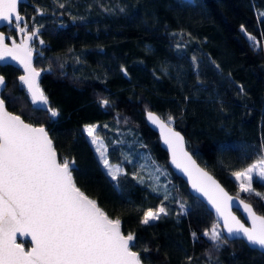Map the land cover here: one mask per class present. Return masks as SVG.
<instances>
[{"label": "trees", "instance_id": "trees-1", "mask_svg": "<svg viewBox=\"0 0 264 264\" xmlns=\"http://www.w3.org/2000/svg\"><path fill=\"white\" fill-rule=\"evenodd\" d=\"M20 13L45 42L34 57L40 86L58 115L35 108L0 68L6 106L44 125L74 184L124 234L144 264H264L242 240L214 244L212 213L168 165L145 122L155 111L231 194L264 216V180L243 192L233 173L264 159V0H27ZM40 10V14L37 13ZM3 31L15 36L14 29ZM107 101L106 106H102ZM171 117V120H169ZM94 125L93 136L86 126ZM92 138L117 179L105 171ZM167 215L142 224L144 213ZM25 248L28 242L19 241Z\"/></svg>", "mask_w": 264, "mask_h": 264}, {"label": "snow or ice", "instance_id": "snow-or-ice-1", "mask_svg": "<svg viewBox=\"0 0 264 264\" xmlns=\"http://www.w3.org/2000/svg\"><path fill=\"white\" fill-rule=\"evenodd\" d=\"M18 3L19 0H0V22L24 33L21 44L13 40L11 47L5 43L11 38L0 33V60L11 57L23 65L25 75L19 80L27 86L32 103L39 102L43 108L48 102L36 82L40 73L31 65L32 52L27 45L37 33L33 30L29 34L27 25H21L24 18ZM4 85L5 79L0 76V86ZM106 105L104 101L102 106ZM5 107V99L0 98V264H141L139 254L131 250L136 246L135 235L122 234L121 222L110 219L75 186L69 163L57 161L45 129L25 123ZM50 112L52 117L58 115L56 110ZM148 118L165 130L166 125L156 115L149 112ZM95 127L86 126L88 136H93ZM164 139L172 149L173 163L188 173L193 187L202 191L223 217L228 236H242L248 244L264 249V216H257L250 205L244 204L252 223L251 228L245 227L228 211L231 198L227 193L184 152L180 134L167 128ZM103 163L107 166L108 160ZM259 165V175L264 178V159ZM256 168L257 164H253L233 173L241 181V191L251 190ZM109 174L117 179L115 174ZM161 215H167L164 207L148 210L141 223L149 224ZM17 233L31 236L34 246L30 251L16 242ZM205 235L217 246L225 242L215 227Z\"/></svg>", "mask_w": 264, "mask_h": 264}, {"label": "water", "instance_id": "water-1", "mask_svg": "<svg viewBox=\"0 0 264 264\" xmlns=\"http://www.w3.org/2000/svg\"><path fill=\"white\" fill-rule=\"evenodd\" d=\"M28 1L27 0H19V3H18V11H19V14L24 18V16L20 13V4H25L27 3ZM11 26H9L7 24V22H0V33H3L6 37H10L11 39H7L5 41V43H7L9 45V47L12 46V42L13 40L15 41V43L17 45L21 44V42L24 40V33H19L17 30H15V36H11L9 35L8 33L4 32L3 31V28H10ZM29 33V32H28ZM30 34V33H29ZM30 40L31 38L27 41V45L30 49ZM32 52V51H31ZM6 65H9V66H12V67H15L17 68L19 71H20V74L19 76L17 77V81L19 83V85L21 86V88L24 90V92L26 93L29 101L31 102L32 106L35 107V108H38V109H41V110H44V111H48V115L51 116V112H50V107L48 105V103L46 105L43 106V108L39 107V102L37 105H34L31 101V94L29 93L28 89H27V86L24 85L20 80H19V77L22 76V75H25V71H24V67L22 64H20L18 61H15V60H12L11 57H5L4 60H0V68L3 67V66H6ZM31 65L32 67L40 73V75L36 78V82L40 88V90L42 91L41 89V86H40V76H41V71L40 69H37L35 66H34V54L32 53V61H31ZM0 76H3L0 72ZM4 77V76H3ZM5 79V78H4ZM5 85H6V81H5ZM5 85L4 86H0V98H2L1 96V93L2 91L4 90L5 88ZM43 92V91H42ZM44 94V92H43ZM45 96V94H44ZM46 97V96H45ZM47 99V98H46ZM48 102V101H47ZM5 110L7 112H9L10 114L12 115H19L13 111H11L7 106L5 107ZM52 110V109H51ZM151 112L153 113L154 115H156L160 120H161V123L165 124L166 125V128L164 131H162L161 127L159 124H154L149 118H148V113ZM21 117V119L27 123V124H30L32 126H35V127H43L48 135V138L51 140L47 130H46V127L44 125H37V124H34V123H30L28 121H26L21 115H19ZM145 122L147 124V126L153 130L157 137H158V140H159V143H160V146L165 150V152L167 153V157H168V165L169 167L171 168V170L177 175L179 176L187 185V189L189 191V193L196 197L197 199H199L205 206L206 208L212 213L215 221L217 222V224L220 226L221 228V233L223 235V237L228 240V241H232V240H242L250 249H254V250H257L259 251L260 253H264V249H261L259 247H256V246H253V245H250L247 243L246 239L243 238L242 236L240 237H229L228 236V233H227V230L224 226V219L223 217H221L217 212H216V209L213 207V205L209 202V199L206 195H204V193L202 191H198L196 188L193 187L192 185V179L189 178V175L187 172H185L182 168H178L176 166L175 163H173V155H172V149L169 148L168 144L165 143V135H166V132H167V128H171L174 132H177L180 134V136L183 138V150L184 152H186L188 154V156L191 157V160L195 162V166L200 169L202 172L204 173H207V175L209 177L212 178L213 181H215V183L217 185H219V187L221 189H223V191L225 193H227L228 197H230L231 199L229 200V205H228V211L231 212V214L233 216L236 217L237 220H239L241 223L244 224L245 227H248V228H251L252 227V223H251V219L248 215V212L247 210L244 208V204H248L251 206L252 210L255 212V214L257 216H262L260 214H258L254 208L252 207V205L248 202H246L245 200H243L240 196L236 195V194H231L230 192H228L225 187L220 183V181L212 174L210 173L207 169H205L196 159L195 157L193 156V154L187 149V146H186V140H185V137L184 135L178 130L176 129V127L170 123L168 120L162 118L160 115H158L155 111L153 110H148L145 112ZM52 141V140H51ZM53 146V144H52ZM54 149V147H53ZM55 151V149H54ZM56 153V151H55ZM56 157H57V161L58 162H61L57 153H56ZM62 163V162H61ZM71 169V167H70ZM196 174L193 173V176H195ZM76 186V185H75ZM77 187V186H76ZM78 188V187H77ZM79 189V188H78ZM80 190V189H79ZM81 191V190H80ZM82 192V191H81ZM83 193V192H82ZM84 195L86 197H88L89 199H91L89 196H87L85 193ZM92 200V199H91ZM94 201V200H93ZM98 206V205H97ZM99 207V206H98ZM100 208V207H99ZM100 210L102 211V209L100 208ZM105 213V212H104ZM106 214V213H105ZM110 218V217H109ZM111 219V218H110ZM114 220V219H113ZM122 232V231H121ZM122 234H124L122 232ZM124 235H128V234H124ZM27 241L29 246L27 248H25L23 246V244L19 241ZM16 242L18 244L21 245V247L24 248L25 251H30L31 248L34 246L33 243H32V240H31V236L30 235H21L20 233H17V237H16ZM132 251H134L133 249H131ZM136 252V251H135ZM141 264H144L142 261H141Z\"/></svg>", "mask_w": 264, "mask_h": 264}, {"label": "rangeland", "instance_id": "rangeland-1", "mask_svg": "<svg viewBox=\"0 0 264 264\" xmlns=\"http://www.w3.org/2000/svg\"><path fill=\"white\" fill-rule=\"evenodd\" d=\"M24 24H26L27 25V31H29V26H30V24L25 20V18L22 20V22H21V25L23 26ZM9 29V28H8ZM10 29H14V30H16V28L14 27V26H11L10 27ZM33 30H35L36 31V35L35 36H31V40H30V49H31V51H32V53L34 54V57L35 56H38V55H43V52H42V49L45 47V42L42 40V38L40 37V35H39V29L37 28V27H33L32 28V30H31V32L33 31ZM47 69H41L40 71L41 72H44V71H46ZM31 103V102H30ZM54 118V117H53ZM93 139H95L96 140V143H95V147H96V150L97 149H99V151H97V155H98V158H99V160H100V163H101V165L103 166V168L105 169V171L109 174L110 172L111 173H113V174H115V175H117V173H119V172H122V168H121V166L119 165V164H117V165H111L109 162H108V165L106 166L104 163H103V160L104 159H107L106 158V156L105 155H103V157L101 156V152H102V150H101V147H102V144L100 143V141L98 140V139H96V138H92V140ZM65 161H67L68 163H69V165H70V167H72L73 166V162L72 161H69V160H67V159H64V160H62V162H65ZM259 162L260 161H258V162H255V163H253V164H257V168L256 169H254V172H253V174H252V177L253 178H258V179H261V180H264V178H262L260 175H259V173H260V171H261V166L259 165ZM253 164H251V165H253ZM250 165V166H251ZM249 167V166H248ZM247 167V168H248ZM247 168H245V169H247ZM244 169V170H245ZM243 171V170H242ZM110 175V174H109ZM111 177H112V175H110ZM234 178L237 180V178L234 176ZM253 178H252V180H253ZM238 182H239V184H240V182L241 181H239L238 180ZM251 189H252V185H251ZM152 211H155V210H152ZM219 226V225H218ZM219 228H220V226H219ZM219 230H220V233H221V228L220 229H216V231L217 232H219ZM222 234V233H221Z\"/></svg>", "mask_w": 264, "mask_h": 264}]
</instances>
